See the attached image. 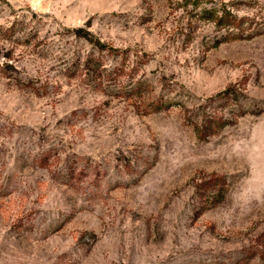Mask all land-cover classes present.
<instances>
[{
	"label": "rangeland",
	"instance_id": "obj_1",
	"mask_svg": "<svg viewBox=\"0 0 264 264\" xmlns=\"http://www.w3.org/2000/svg\"><path fill=\"white\" fill-rule=\"evenodd\" d=\"M230 1L0 0V264H264V35L201 15ZM75 27L125 69L71 75Z\"/></svg>",
	"mask_w": 264,
	"mask_h": 264
},
{
	"label": "trees",
	"instance_id": "obj_2",
	"mask_svg": "<svg viewBox=\"0 0 264 264\" xmlns=\"http://www.w3.org/2000/svg\"><path fill=\"white\" fill-rule=\"evenodd\" d=\"M232 0L222 7L205 8L201 15H205L206 19L211 20L216 26L228 30L225 41L238 39H252L257 36L264 35V0ZM243 5H248L245 8ZM246 10H243L242 8ZM90 26V25H87ZM74 36L79 40L82 39L90 44V48L86 50L68 49L65 54L67 71L71 75H92L99 78V84H104L108 80L104 78L103 72H107L108 58H123L126 63L127 57L122 55V51L118 47L107 44L101 38L85 27H75L72 29ZM68 56V57H67ZM67 57V58H66ZM107 57V60H106ZM126 65H115L112 71H108V75L115 70H123ZM165 101H155L153 106L156 110L165 106Z\"/></svg>",
	"mask_w": 264,
	"mask_h": 264
}]
</instances>
